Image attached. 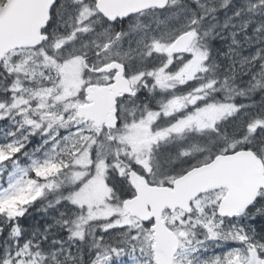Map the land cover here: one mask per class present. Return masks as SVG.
<instances>
[{
  "label": "rangeland",
  "instance_id": "1",
  "mask_svg": "<svg viewBox=\"0 0 264 264\" xmlns=\"http://www.w3.org/2000/svg\"><path fill=\"white\" fill-rule=\"evenodd\" d=\"M94 4L61 0L46 32L48 44L12 51L0 64V223L22 215L50 191L76 185L64 199L73 215L63 219L62 209L54 221L58 225L70 220L65 239L71 251L75 254L82 240L73 233L81 232L84 238L94 227L91 222L106 221L97 230L98 247L88 264L97 252L101 261L106 253L115 259L113 247L124 249L123 264H154L150 224L121 207V196L131 189L128 169L137 167L151 184L169 185L184 168L206 161L205 152L213 158L216 152L241 150L240 145L250 141L259 143L255 151L264 163V135L247 130L264 116V105L242 108L230 103L229 96L221 103L206 100L209 93L227 89L231 80L238 81L233 93L260 86L264 0H239L241 9L234 0H169L161 11L130 17L125 30L119 26L124 32H118L117 24L99 23ZM214 12L224 14L223 25L212 22ZM183 32L190 35V46L186 54L174 55L169 47ZM211 39L222 47L214 57L219 73L205 48ZM111 59L125 63L132 94L118 101L120 123L107 135L79 120L76 109L83 105L84 82L94 78L85 76L83 60L95 69ZM149 97L154 101H147ZM216 109L223 113L218 121ZM177 128L183 130L178 133ZM189 158L186 166L175 165ZM112 183L119 189L114 191ZM224 194L199 197L190 214L164 213L163 220L180 238L174 264H216L217 257L220 264H242L249 248L264 254V243L248 232L250 224L264 222V205H256L243 218L223 219L216 209ZM113 222L117 226L105 235L102 229ZM18 254L3 264H85L77 255L70 262L58 261L54 251Z\"/></svg>",
  "mask_w": 264,
  "mask_h": 264
},
{
  "label": "water",
  "instance_id": "2",
  "mask_svg": "<svg viewBox=\"0 0 264 264\" xmlns=\"http://www.w3.org/2000/svg\"><path fill=\"white\" fill-rule=\"evenodd\" d=\"M167 3L168 0H97L95 9L102 18L113 23L149 9L163 10ZM52 5L53 0H6L3 3L0 7V63L12 51L33 49L46 40L44 30ZM189 43V35L181 34L169 47V52L184 54ZM113 71L116 72L113 83L88 87L87 104L76 109L77 118L92 123L95 128L115 129L118 123L117 99L132 92L124 76V67L119 62L98 70ZM127 179L134 195L123 200L122 210L141 223H152L154 264H173L179 239L166 226L163 213L180 211L189 214L192 203L200 196L223 190L225 194L217 206V216L227 219L242 217L243 213L239 216L236 213L264 191V164L253 150L241 149L214 156L209 162L174 179L170 186L150 185L133 170L127 172ZM244 264H264V258L250 249Z\"/></svg>",
  "mask_w": 264,
  "mask_h": 264
},
{
  "label": "trees",
  "instance_id": "3",
  "mask_svg": "<svg viewBox=\"0 0 264 264\" xmlns=\"http://www.w3.org/2000/svg\"><path fill=\"white\" fill-rule=\"evenodd\" d=\"M5 0H0V7L3 5ZM236 6L241 8L239 5V0H234ZM192 8L195 10L196 8L190 4ZM234 8V6L232 5ZM201 10H197L198 15L201 14ZM224 14L218 13L213 19L212 22L217 25L224 24ZM54 15L52 14V22ZM205 24V23H203ZM51 40L50 36L47 34V39L42 43L41 46H46ZM220 45L215 43L214 40L208 42V48L213 53L221 50ZM222 62V61H221ZM221 62L218 64L220 65ZM224 65V64H223ZM1 66V65H0ZM222 68V65H220ZM214 69L217 73H219V67L217 65L214 66ZM262 81L258 88L250 89L247 87L239 88V92H232L236 90L234 84L238 82L237 80H231L228 83L227 89L221 88L220 90H216L215 93H209L207 97V101L209 102H224L227 101V97L229 96V102L232 104H236L242 106V108L252 109L258 105H264V76L261 77ZM233 89V90H231ZM232 92L234 95L231 97L230 93ZM146 96V94H143ZM147 101L153 102L154 98L149 97ZM259 120H264V116L261 115ZM225 140V139H224ZM256 142H244L240 147L242 149H252L255 151V148L258 146ZM238 148H234L237 150ZM257 149V148H256ZM231 150L228 151V153ZM207 158L206 161L199 162L193 164L187 168H184L181 172L187 171V169L199 166L203 163L208 162L212 157L211 153L205 152ZM221 153V152H216ZM185 159L183 162H179L177 165L183 164L186 166L190 160ZM133 166V165H131ZM132 170L136 171L140 175H142L137 167H131ZM179 172L177 175H180ZM144 176V175H142ZM176 176V175H175ZM173 176V177H175ZM145 177V176H144ZM146 178V177H145ZM147 179V178H146ZM150 183L149 180H147ZM164 183V182H163ZM63 188L58 190L55 189L46 193L44 197H40L34 200L31 204H29L23 213V215L16 216L13 218H5L4 221L0 223V264H3L5 261L15 256L22 250L35 253L42 252L47 253L49 251H54L57 255L58 261L67 260L68 262L73 255H77L83 260V263L88 264L89 258L92 256V253L97 250L98 246H95V240L97 239V230L101 228L106 221L102 222H91L90 226L94 225L92 229H87V232L84 234V238L78 242L79 249H76V253L74 254L69 247L68 241L65 239V234L68 232L66 228H68V221H61L58 225L54 224V221L60 218L61 211L65 209V217L67 218V214L73 215L72 207L68 206L65 208V197L70 194L73 190H75V186L68 187L66 185L62 186ZM75 187V188H74ZM112 188L114 191L118 190V186L115 183H112ZM133 191L129 188L125 194L121 196V199L130 198L133 196ZM264 195V192L262 193ZM57 203V205H55ZM259 202L255 204L258 205ZM55 205V206H54ZM253 206L251 209H253ZM250 209V210H251ZM69 217V216H68ZM255 229V230H253ZM252 232L255 237H257L261 242L264 243V222L255 221L248 227V232ZM91 232V233H90ZM264 257V254H261ZM72 261V260H71ZM65 264V263H64Z\"/></svg>",
  "mask_w": 264,
  "mask_h": 264
},
{
  "label": "flooded vegetation",
  "instance_id": "4",
  "mask_svg": "<svg viewBox=\"0 0 264 264\" xmlns=\"http://www.w3.org/2000/svg\"><path fill=\"white\" fill-rule=\"evenodd\" d=\"M96 1L97 0H94V2H95V4H96ZM95 4H94V8H95ZM236 7V6H235ZM236 9V8H235ZM239 9H241V8H239ZM148 11H150V10H148ZM53 12H54V9L51 11V13H50V16H51V21H50V23H49V26H48V28L50 27V25L53 23L52 22V14H53ZM96 12H97V10H96ZM146 12V11H145ZM201 12V11H200ZM98 13V12H97ZM142 13H144V12H142ZM141 12L140 13H138V14H136V15H139V14H142ZM216 15L218 14V13H222V12H214ZM99 14V13H98ZM198 14V13H197ZM100 15V14H99ZM136 15H133V16H136ZM101 16V15H100ZM133 16H129L128 18H126V19H124L123 21H115V22H113V23H109V22H107V21H105V20H102V19H100V21H99V23H101L102 21H104V22H106L107 23V25H118V32H120V31H122V32H124V28H125V23L127 22V20H129L130 19V17H133ZM102 18V17H101ZM103 23V22H102ZM103 24H105V23H103ZM106 25V24H105ZM119 26L120 27H122L124 30H122V29H119ZM124 26V27H123ZM206 25L205 24H203L202 25V28L203 27H205ZM48 28H47V30H48ZM47 30H46V32H47ZM183 33H187V32H183ZM189 37H190V35H189ZM210 41H212V39L210 40ZM215 41V40H214ZM190 43H191V37H190ZM215 43H217V42H215ZM218 43H219V41H218ZM217 43V44H218ZM189 46H190V44H189ZM221 49H222V47L221 46H219ZM189 48V47H188ZM205 48L209 51V54H210V58H209V62H211L212 61V63H213V66H214V57H215V52L213 53L212 51H210L209 50V48H208V43H207V45L205 46ZM188 50V49H187ZM187 52V51H186ZM186 52L184 53V54H186ZM184 54H181V55H184ZM174 55H176V54H174ZM86 56V55H85ZM87 57V56H86ZM112 62H119L120 64H122L123 65V67H124V76H125V78L128 80V82H129V84H130V81H129V79L127 78V67H126V65H125V63H123V62H120V61H118V60H114V59H111L110 61H105V62H102L99 66H97L95 69H94V67H91V66H89L88 64H87V61H85V60H83V67H84V73H85V76H94V78H92L91 79V81H89V80H87V81H85L84 82V84H83V92H82V99H83V105H86L87 104V102H86V89L88 88V87H90V86H98V87H103V86H109L110 84H112L113 83V78H114V75L116 74V72L115 71H113V72H98V70L99 69H101L102 67H104V66H106V65H108V64H110V63H112ZM223 64H224V61H223ZM210 75H212V74H210ZM102 78V79H101ZM130 87H131V89H132V86H131V84H130ZM131 94H132V92H131ZM126 96H123L122 98H119V99H117V106H118V101L119 100H122V99H124ZM82 106V105H81ZM117 118H118V123H117V125H116V128L115 129H113V130H106L104 127H102V128H96V129H98L100 132H102V133H104V134H107V135H109V134H111L110 132H114L116 129H117V127H118V125H119V123H120V114H119V111H118V108H117ZM85 123V122H84ZM87 123H89V124H92V123H90V122H87ZM93 125V124H92ZM95 128V127H94ZM148 224H150L149 226L151 227V225H152V223H148ZM150 227H149V229H150ZM179 245H180V241H179ZM250 249H254V248H249V249H247L246 251H245V256H246V258H245V260L243 261V263L242 264H244V262L247 260V251L248 250H250ZM257 253H258V256L259 257H261L262 258V255H261V253L259 252V251H257L256 249H254ZM177 254V253H176ZM176 256V255H175ZM174 259H175V257H174Z\"/></svg>",
  "mask_w": 264,
  "mask_h": 264
},
{
  "label": "snow or ice",
  "instance_id": "5",
  "mask_svg": "<svg viewBox=\"0 0 264 264\" xmlns=\"http://www.w3.org/2000/svg\"><path fill=\"white\" fill-rule=\"evenodd\" d=\"M60 0H53V5H52V8L54 9L58 4H59ZM51 21V16H49V22ZM48 25H45V27H47ZM47 37L45 36V39ZM216 111L220 112V109H216ZM233 111H239L238 108H234ZM231 115V113H229ZM223 117V113L220 112V115H217L215 116V120L218 121L219 119H221ZM209 127H214V124H210ZM183 129L181 128H177L176 131L179 133L181 132ZM247 130L250 134L252 135H255V136H262L264 135V120H255L251 123H249L247 125ZM250 150V149H249ZM34 166H38L37 165V162H33ZM35 174V173H33ZM261 203L262 205H264V196H257L255 197L253 200H251L247 205L244 206L243 209H241L240 211H238L236 213L237 216L241 215L242 213L244 215H247V210L249 207H253L255 206L256 203ZM260 209L258 208L257 209V212H259ZM23 215V214H22ZM223 215V214H221ZM229 218H231V214H229ZM255 215H253L251 217V219H255ZM223 221L221 220V223ZM117 225L115 224V222L113 223H109L106 227H104L102 229V232L105 234V235H110L111 234V230L116 227ZM143 226V225H142ZM119 227L121 228H124L125 225H119ZM217 227H219V225H217ZM255 230V229H253ZM74 236H77V237H80L81 239H83V236H82V233L81 232H75L73 233ZM100 239H103L104 236H100L99 237ZM133 240H135L137 237L136 235L133 233L132 237H131ZM213 238L215 239L216 238V234L213 233ZM241 240L244 239L243 236L240 237ZM112 253L115 254V259L113 258V256L111 255H108L107 253L104 255V257L102 258V261L101 259L99 258V253L97 252L95 256L92 257V264H123V261L120 259L121 256H123L125 253H124V249L123 248H120V249H117L115 247H113L111 249ZM19 254H17L18 256ZM6 264H8V262H6ZM216 264H220V261H219V257H217V260H216Z\"/></svg>",
  "mask_w": 264,
  "mask_h": 264
}]
</instances>
